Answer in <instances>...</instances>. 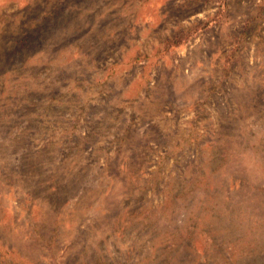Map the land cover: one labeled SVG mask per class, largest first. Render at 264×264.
<instances>
[{"label":"rangeland","instance_id":"rangeland-1","mask_svg":"<svg viewBox=\"0 0 264 264\" xmlns=\"http://www.w3.org/2000/svg\"><path fill=\"white\" fill-rule=\"evenodd\" d=\"M0 264H264V0H0Z\"/></svg>","mask_w":264,"mask_h":264},{"label":"trees","instance_id":"trees-1","mask_svg":"<svg viewBox=\"0 0 264 264\" xmlns=\"http://www.w3.org/2000/svg\"><path fill=\"white\" fill-rule=\"evenodd\" d=\"M171 42H172V41H171ZM171 42H169V44H170Z\"/></svg>","mask_w":264,"mask_h":264}]
</instances>
